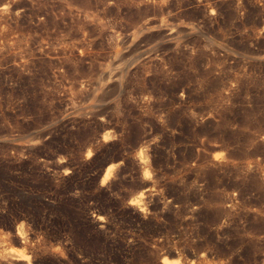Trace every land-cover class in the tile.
<instances>
[{"label":"rangeland","instance_id":"374dc122","mask_svg":"<svg viewBox=\"0 0 264 264\" xmlns=\"http://www.w3.org/2000/svg\"><path fill=\"white\" fill-rule=\"evenodd\" d=\"M176 261L264 264V0H0V264Z\"/></svg>","mask_w":264,"mask_h":264},{"label":"snow or ice","instance_id":"6c2138e0","mask_svg":"<svg viewBox=\"0 0 264 264\" xmlns=\"http://www.w3.org/2000/svg\"><path fill=\"white\" fill-rule=\"evenodd\" d=\"M90 155H91V153H90ZM141 155H142V153H141ZM218 158H219V157H218ZM145 175L147 176V175H149V174L146 172ZM105 179H107V177H106ZM141 195H143V194L141 193ZM133 203H138V201H133Z\"/></svg>","mask_w":264,"mask_h":264},{"label":"clouds","instance_id":"9594fccd","mask_svg":"<svg viewBox=\"0 0 264 264\" xmlns=\"http://www.w3.org/2000/svg\"><path fill=\"white\" fill-rule=\"evenodd\" d=\"M175 264H180V262L179 261H176Z\"/></svg>","mask_w":264,"mask_h":264},{"label":"bare ground","instance_id":"6f19581e","mask_svg":"<svg viewBox=\"0 0 264 264\" xmlns=\"http://www.w3.org/2000/svg\"><path fill=\"white\" fill-rule=\"evenodd\" d=\"M22 53V52H21ZM21 55V54H20ZM24 60V58H22ZM14 252V251H13ZM16 252V251H15ZM17 254V253H16ZM18 256V255H17ZM20 256V255H19ZM26 256V255H25Z\"/></svg>","mask_w":264,"mask_h":264}]
</instances>
